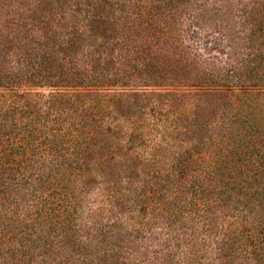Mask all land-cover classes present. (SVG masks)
Returning <instances> with one entry per match:
<instances>
[{
  "label": "trees",
  "instance_id": "1",
  "mask_svg": "<svg viewBox=\"0 0 264 264\" xmlns=\"http://www.w3.org/2000/svg\"><path fill=\"white\" fill-rule=\"evenodd\" d=\"M42 1L0 0V264H138L139 234L154 246L147 264H264V65L255 61L263 52L240 71L229 61L224 75L200 70L197 85L218 94L208 121L198 101L184 105L187 92L146 89L176 88L197 62L179 33L170 39L167 20H156L158 5L127 0L134 16L104 29L121 38L119 49L131 47L96 73L99 56L89 68L74 57L90 22L64 35L42 15ZM172 1L157 0L161 8ZM258 3L253 31L264 39ZM138 100L150 113L134 111ZM108 151L146 177H128L127 192L112 181L113 219L95 220L94 233L76 241L78 202L54 164L64 157L70 175Z\"/></svg>",
  "mask_w": 264,
  "mask_h": 264
},
{
  "label": "rangeland",
  "instance_id": "2",
  "mask_svg": "<svg viewBox=\"0 0 264 264\" xmlns=\"http://www.w3.org/2000/svg\"><path fill=\"white\" fill-rule=\"evenodd\" d=\"M258 1L259 0H174L172 2H174L175 5L170 3L161 8L157 0H143V4L158 5V9L155 8L157 7L155 6L153 10H159L160 8L162 16H154L156 20H160L162 23L167 20V28L171 33L170 39L172 40L173 37L175 39L176 34L179 33L183 41L182 43H184V45L181 43L180 47L182 45L183 48H185V56L188 55L197 61L194 69H184L188 72L189 76L187 75V78H185L179 86H175L176 88H174L172 84L169 85L165 83L162 86H148L146 87L147 91H160L164 89L185 91L188 94L183 97V100H185L184 105L186 107L188 106L187 109H192L198 101L201 110L205 112L204 116L206 120H213L210 113L213 110L212 106L215 100L218 99V94H216L213 89L210 90L206 86H198L196 82L197 75L201 69L211 70L214 71V73L218 72L220 75H224L230 67L228 61L235 67V71H240L245 67H243V62L252 59V57L255 56L253 54L257 51L263 53L256 58V64L261 66L264 65V39L258 38L257 33L253 31L254 24L259 21V14L262 13L258 12V9L261 8ZM121 2L125 3L123 7L120 5ZM126 2L127 0H111V5H109V2L103 3L101 0L100 2L99 0H43V4L40 5V10L42 15L45 16L46 20L52 25V28L58 31L61 30L64 32V35H67L66 33L73 28L84 30L83 25L90 22V27H92V29L94 28V31L91 29V31L88 32L89 39L86 41L87 45H83L80 51L78 50L75 52L74 57L78 59L77 64L81 66L85 65L89 68L91 62H88L93 61L92 59L94 57L99 56L101 63L96 70L97 73L101 66L108 65L106 62L104 63L105 57H107L108 60L111 58L115 61L117 53H123L126 51V48L131 47L127 45L119 49L121 38L118 37L115 39L110 29H104L105 26H111L114 22L118 24L123 23L125 20L128 21V18L131 19V17L134 16V13H130V10L128 11L130 5L128 7ZM98 5H100V7H98ZM105 19H107V22L103 24V26L96 28L98 25L102 24V21ZM164 25L166 27V23H164ZM173 45H175V42H173ZM255 46L258 48H255ZM156 47H158V45L154 46V49H156ZM166 48L161 50L163 54L169 53L171 49H173L171 46ZM94 63L93 61V64ZM116 63L118 64L117 61ZM177 73H182L179 67ZM176 83L175 81V84ZM141 88L143 87L141 86ZM38 90H42L45 93L47 92L44 88H38ZM220 96L223 97L222 95ZM154 100H157V98H150V101ZM170 103H172V100L168 101L167 104L165 102L164 109H168ZM148 107L149 104L146 105L144 100H138L137 108L134 109V111L138 110L139 113L142 111L148 114L150 113ZM175 109H178V107ZM111 114L108 115L104 112L100 115L103 119V123H111L113 121L111 119ZM161 121L163 123L165 122L163 118H161ZM146 122L147 120L139 124L144 125ZM168 130L169 127L167 130L162 128L157 132L151 131L150 136L153 137V135H155L159 140L162 138V134ZM110 155L117 158L118 161L115 162V160H110ZM63 158L64 157H60L59 160ZM90 158V162L84 165V168H82L83 170L71 172L70 175V168L66 166V163H62L61 165V162L59 163L58 160L57 163L54 164L57 173L59 175L62 174L64 181L70 183V190L76 196L75 201L79 203V206L77 203L76 210L73 214L75 216L74 222L78 224L76 225L77 227H75L78 228L79 226V230L74 232L73 236L76 241L84 240V237L87 235L91 236L94 233V228L91 226L95 220L105 221L108 217L113 219V212L108 209L112 205L108 197V194L111 193L110 185L112 181L116 180V184L121 188V191L127 192L128 190L125 189V186L128 185V177L131 176V180L135 179L136 181H134L137 184L141 183L142 177H146L145 174L141 173L142 167L137 166L136 169H133L129 166V162V164H127L126 161L121 160L122 158L120 159V157L116 156L113 151L105 153L101 160L97 159V156L94 154H91ZM46 165L50 167V165ZM64 166H66V169ZM147 171L146 169L145 173ZM28 203L32 202L28 201ZM126 213L127 212L123 214ZM85 222L86 226L82 227ZM125 225H127V221L124 223V226ZM155 227L156 229L160 228L157 223L154 224V229ZM59 243L62 244L64 241H59ZM135 246L139 251V256H136V262L138 264H147L148 257L152 254L149 251L152 250L154 246L149 245L148 241H146L144 237L142 238L141 234L138 235V241ZM128 250H130V248ZM132 257L134 256H130V258Z\"/></svg>",
  "mask_w": 264,
  "mask_h": 264
}]
</instances>
